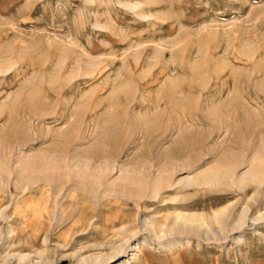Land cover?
<instances>
[{
  "label": "rangeland",
  "instance_id": "rangeland-1",
  "mask_svg": "<svg viewBox=\"0 0 264 264\" xmlns=\"http://www.w3.org/2000/svg\"><path fill=\"white\" fill-rule=\"evenodd\" d=\"M0 264H264V0H0Z\"/></svg>",
  "mask_w": 264,
  "mask_h": 264
}]
</instances>
